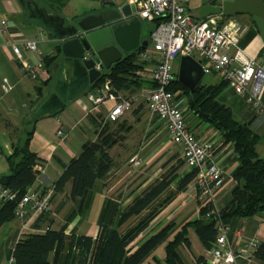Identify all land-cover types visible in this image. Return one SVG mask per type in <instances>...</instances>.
<instances>
[{
    "label": "crops",
    "instance_id": "0c3cea01",
    "mask_svg": "<svg viewBox=\"0 0 264 264\" xmlns=\"http://www.w3.org/2000/svg\"><path fill=\"white\" fill-rule=\"evenodd\" d=\"M93 1L97 6L78 8L76 0H0V175L10 172L8 158L14 153L15 144L26 134L27 130L23 134V128L30 127L33 123L34 135L30 149L38 155V166L42 170H37L38 178L32 189L39 192H44L55 183L64 172L65 165L79 155L86 142L99 137L100 121L113 107L112 102H106L93 109V104L87 98L92 84L89 70L79 60L66 57L62 52V42L70 29L90 15H98L105 9L113 8L112 4L100 0ZM118 1L124 3L123 0ZM194 1L201 13L202 6L215 4L220 0ZM191 2L192 0L189 1L190 11ZM219 15L223 20L226 19L222 14ZM235 18L247 26L240 41L241 48L248 56L264 63V38L254 23V17L244 14L236 15ZM3 21H6V24H3ZM143 21L141 41H147L149 46L155 23L145 21V25ZM25 40H37L38 51H25V56L32 64L43 62V69L37 77L21 72L20 61L13 51L15 42ZM47 46L49 52L44 51ZM61 56L66 59L60 60ZM194 57L203 64H208L207 59L206 62L202 60L205 58L201 54L198 53ZM143 63L139 83L134 85L136 92L155 85L153 71L157 63L155 60ZM179 67L180 59L174 63L177 80ZM211 75L222 81L218 75ZM4 77L14 84V89L9 93L2 90ZM229 88L231 91L224 94L222 91L219 99L233 111L235 107L242 122L248 123L260 135L257 150L260 157L264 158V108L255 107L248 103L245 97L236 94L232 87ZM128 93L120 92L118 95ZM184 112L186 121L195 134L213 143V157L224 170V184L215 193V206L221 211L230 203L232 190L238 183L234 177L239 166L238 156L234 146L225 144L222 133L214 125L190 110L188 100L184 105ZM109 125L111 131L123 127L125 139L111 149L114 167L105 179L97 183L89 207L82 211L80 198L70 196L71 183L64 192L54 195L51 211L36 214L32 207L28 206L25 218L15 217L0 227V264H8L15 245L21 239L30 234L46 233L50 229L58 230L62 227H66L68 238L61 249L50 254V263L77 264L72 257L68 258L71 236L95 238L101 225L116 222L122 209L161 176L164 170L162 165L166 160L175 157L176 162L182 158L181 148L172 142L164 122L145 105L135 107L119 121H109ZM129 127L131 129L128 131ZM59 131L63 134L59 135ZM137 155L142 163L134 168L130 161ZM190 170L185 163L179 171L180 177ZM193 184L194 181L161 211L133 243L136 247L174 221L175 226L168 240L186 228L191 245L190 248L186 244L179 246L181 264L203 263L209 255V250L201 243L192 222L201 218V209L210 199L200 191H195ZM226 224L230 227L229 238L235 248L238 247V230L243 231L245 238H258L261 244L264 243V214L234 217ZM168 240L159 245L141 264H168ZM252 260V264H264V260L256 254ZM237 264L249 262L238 259Z\"/></svg>",
    "mask_w": 264,
    "mask_h": 264
},
{
    "label": "trees",
    "instance_id": "16d2710c",
    "mask_svg": "<svg viewBox=\"0 0 264 264\" xmlns=\"http://www.w3.org/2000/svg\"><path fill=\"white\" fill-rule=\"evenodd\" d=\"M222 15L226 18L236 16ZM253 20L256 25L254 18ZM160 21L161 18L153 21L155 28ZM59 50L61 51V46ZM141 50L139 48L137 51L126 53L119 62L105 70L101 77L91 84V90L110 80L117 95L120 92H129L128 94L136 92L134 85L139 83L140 71L144 67V63L139 59ZM226 86L227 83L224 81L216 84L201 82L194 91H190L176 79L172 87L186 96L193 113L214 125L222 133L225 144L234 146L238 156L239 166L234 173L238 183L232 190L230 203L220 211L221 219L225 223L238 216L264 214V158L260 157L257 150L260 135L248 123L238 120L233 109L220 101L219 97ZM130 129L131 127L127 130ZM123 131V127L111 131L107 123L96 140L86 142L79 155L65 165L64 172L53 184L55 195L64 192L71 183L70 196L80 198L81 210H86L92 201L97 183L105 179L114 167L110 151L118 142L125 139ZM33 135L34 127L27 130L25 137L15 144L14 153L8 158L10 172L0 175V183L16 191L18 198L31 189L38 178L39 172L35 167L40 164V159L30 149ZM174 160L175 157L166 160L162 165L164 172L161 176L122 209L116 222L101 225L95 238L72 235L68 258L72 257L77 264H141L159 245L167 241L175 226L174 221L137 247L133 244L161 211L196 177L195 169L180 177L179 171L185 161L181 158L177 162ZM174 183L176 187H172ZM0 204L2 227L15 218L17 201L5 200ZM210 209V204H206L201 209V218L192 222L201 243L208 250L213 247L219 234L218 218L207 217ZM65 229L66 227H62L58 230L50 229L46 233L30 234L18 241L12 255L15 264H51L50 254L61 249L68 238ZM185 229L168 240L166 263L181 264L179 246L186 244L188 248L191 247ZM255 254L264 260V243Z\"/></svg>",
    "mask_w": 264,
    "mask_h": 264
},
{
    "label": "built area",
    "instance_id": "2783aa9c",
    "mask_svg": "<svg viewBox=\"0 0 264 264\" xmlns=\"http://www.w3.org/2000/svg\"><path fill=\"white\" fill-rule=\"evenodd\" d=\"M100 1L112 4L121 11L125 4L134 6L132 15L144 21L153 22L161 18L152 32V42L139 51L140 61L155 60L157 63L153 71L154 87L121 96L117 95L111 81L106 80L87 94L93 109L106 102L113 103V107L100 121V130L109 121H119L139 105H145L152 114L158 115L168 129L172 142L181 148L186 165L197 171L192 188L209 197L211 209L207 217L218 218L219 234L202 264H237L238 259L252 264L253 255L261 243L258 238H245L242 230L236 231L237 248L230 240V227L221 219V212L215 206V193L225 181L224 170L213 157V143L199 138L186 121V96L172 88L176 80L175 61L182 55L195 56L199 53L208 60L207 65L201 62L205 74L218 75L236 94L245 97L247 102L255 107L263 109L264 63L248 56L240 46L247 26L235 17L225 20L221 15L196 18L189 9L190 0H125L122 4L118 0ZM3 24H6V21H3ZM26 50L38 51L37 40L13 44V51L21 64V72L37 77L43 69V62L32 64L25 56ZM95 67L102 73L105 71L100 61ZM13 89L14 84L4 77L3 92L9 93ZM62 134V131H59V135ZM130 162L134 168L142 163L138 155ZM35 169L42 170L38 165ZM54 195L55 186L52 185L44 192L31 188L18 198L16 191L0 183V202L17 201L15 217L19 219L26 217L28 206L32 207L36 214L51 211ZM8 264H15L14 256Z\"/></svg>",
    "mask_w": 264,
    "mask_h": 264
},
{
    "label": "water",
    "instance_id": "95a60500",
    "mask_svg": "<svg viewBox=\"0 0 264 264\" xmlns=\"http://www.w3.org/2000/svg\"><path fill=\"white\" fill-rule=\"evenodd\" d=\"M134 6L125 4L122 11L117 7L90 15L69 30L62 42L66 57L79 60L90 74L94 83L102 72L95 64L100 61L105 70L119 62L126 53L145 48L147 41H141L142 20L132 15ZM252 15L264 38L263 0H220L201 7V18L211 15ZM205 76L203 65L192 55L180 57L178 81L194 91Z\"/></svg>",
    "mask_w": 264,
    "mask_h": 264
},
{
    "label": "rangeland",
    "instance_id": "374dc122",
    "mask_svg": "<svg viewBox=\"0 0 264 264\" xmlns=\"http://www.w3.org/2000/svg\"><path fill=\"white\" fill-rule=\"evenodd\" d=\"M123 1H125V0H123ZM122 1V2H123ZM121 2V1H120ZM76 3L77 4H79L78 5V8L80 7H85V6H88V5H90V6H97V3L95 2V1H93V0H76ZM190 6H191V13L194 15V17H196V18H198L199 16H200V10L198 9V7L196 6V4H195V1L194 0H192V2H191V4H190ZM74 10H75V8H74ZM143 23L146 25L147 24V22H145V21H143ZM50 44V43H49ZM49 50V46H47L45 49H44V51L45 52H49L48 51ZM62 59V61H64V59H66V58H64V56H61L60 57V60ZM60 60H59V63H60ZM204 62H206L207 60L205 59H202ZM202 81H203V83H218V82H220V80L218 79V78H216V77H214V76H212L211 74H206L204 77H203V79H202ZM225 89L223 90V94L224 93H229L230 91H231V89L229 88V86L227 85V87H224ZM234 114H235V117L238 119V120H240V121H242V118L238 115V113H237V111H236V109H235V107H234ZM32 125H33V123H31V125H30V127H25V128H23V134L25 133V130H28V129H30L31 127H32ZM183 158H181V160H182ZM177 162V161H176ZM163 172H164V170H163ZM174 185V187H176V183H174L173 184ZM88 217H90V215H88ZM112 223V222H111ZM110 223V224H111ZM109 224V225H110Z\"/></svg>",
    "mask_w": 264,
    "mask_h": 264
}]
</instances>
